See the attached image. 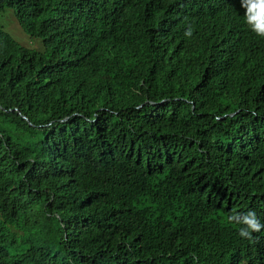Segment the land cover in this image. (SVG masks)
<instances>
[{
  "label": "trees",
  "instance_id": "16d2710c",
  "mask_svg": "<svg viewBox=\"0 0 264 264\" xmlns=\"http://www.w3.org/2000/svg\"><path fill=\"white\" fill-rule=\"evenodd\" d=\"M20 1L0 0V191L31 186L46 224L63 222V230L60 243L12 259L10 229L20 228L33 199L4 197L0 264H77L78 248L82 264H225L231 246L248 245L227 225L245 192L264 185V39L251 37L247 59L230 67L197 51L195 64L179 63L172 77L128 48L137 43L159 63L142 15L165 18L179 4L135 0L109 17L127 19L122 30L75 27L74 52L55 62L21 45V31L2 18L14 9L24 27L25 16L63 17V0H29L24 10ZM53 96H67L87 117L102 109L88 140L48 137ZM201 181L213 192L201 193ZM253 209L264 213L262 204Z\"/></svg>",
  "mask_w": 264,
  "mask_h": 264
},
{
  "label": "clouds",
  "instance_id": "9594fccd",
  "mask_svg": "<svg viewBox=\"0 0 264 264\" xmlns=\"http://www.w3.org/2000/svg\"><path fill=\"white\" fill-rule=\"evenodd\" d=\"M134 1L63 0V17H50L35 22L25 16L24 27L17 19L14 9L5 12L4 15L7 17L10 13L11 23L21 31L22 34L17 40L21 45L34 49V53L46 52L55 62H64L75 50V43H72V31L75 27L82 32L85 29L101 32L120 31L126 26L127 19L114 24L109 17L129 7ZM191 1L193 0H177L179 9L165 18L142 15L160 49L159 63L154 61L152 54L146 55L137 43L130 44L128 49L134 54L148 58L154 69L157 67L160 72L165 69L166 74L174 77L178 72L174 71L181 69L176 66L179 63L195 64L197 51L204 54L210 64L232 66L247 59L251 45L248 42L251 37L264 39V0H236V4L227 7L222 6L219 0H198L195 5H189ZM28 3L29 0H21L17 6L24 10ZM4 15L2 22L5 19ZM71 15L75 18L71 19ZM3 24L5 25L4 22ZM9 25L10 23L8 26L5 25L7 30L10 29ZM173 64L175 66L171 68L172 73L168 72L166 67ZM53 97H55L53 102L46 108L48 119L43 125L48 129V137L59 135L71 140L81 138L88 140L92 132L88 127L97 123L102 109L97 108L91 117H87L67 96ZM167 101L168 99H163L159 103L153 101L149 103L154 105ZM0 108L3 109L1 106ZM24 119L29 121L25 117ZM29 125L32 128L41 127L35 126L32 122ZM197 188L201 193H210L213 192L214 185L210 181H201ZM33 193L36 191L31 186L17 183H10L0 191V201L8 195L33 199V204L29 205L20 228L10 229L14 235L11 242L16 246L12 259L17 258L21 250H25L29 255L42 244L53 246L61 242L63 222L57 225L46 224ZM260 197L262 199H259ZM240 201H244L243 206L237 213L229 215L227 226L235 227L241 238L248 239V245L231 246L223 260L229 255L225 264H264V213L253 209L255 204L264 206V185L256 184L247 190ZM227 206L231 204L228 203ZM46 215L49 216V212H46ZM72 254L77 264L83 263L85 256L83 248L74 250ZM207 260L197 258L192 261L193 264L223 263Z\"/></svg>",
  "mask_w": 264,
  "mask_h": 264
},
{
  "label": "rangeland",
  "instance_id": "374dc122",
  "mask_svg": "<svg viewBox=\"0 0 264 264\" xmlns=\"http://www.w3.org/2000/svg\"><path fill=\"white\" fill-rule=\"evenodd\" d=\"M10 15H11L10 13L7 14V17L3 20V22L6 23V24H9L10 23V25H9L10 29L11 30H14L16 27H15V25L13 23H11V17H10Z\"/></svg>",
  "mask_w": 264,
  "mask_h": 264
},
{
  "label": "bare ground",
  "instance_id": "6f19581e",
  "mask_svg": "<svg viewBox=\"0 0 264 264\" xmlns=\"http://www.w3.org/2000/svg\"><path fill=\"white\" fill-rule=\"evenodd\" d=\"M230 67V66H229Z\"/></svg>",
  "mask_w": 264,
  "mask_h": 264
}]
</instances>
